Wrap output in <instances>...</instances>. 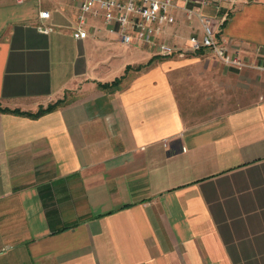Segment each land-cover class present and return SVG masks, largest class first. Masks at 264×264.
<instances>
[{
    "label": "crops",
    "instance_id": "obj_1",
    "mask_svg": "<svg viewBox=\"0 0 264 264\" xmlns=\"http://www.w3.org/2000/svg\"><path fill=\"white\" fill-rule=\"evenodd\" d=\"M41 2L0 0V264H264V69L190 50L182 20L160 39L185 54L93 13L76 37L79 3ZM214 3L264 67V1Z\"/></svg>",
    "mask_w": 264,
    "mask_h": 264
},
{
    "label": "built area",
    "instance_id": "obj_2",
    "mask_svg": "<svg viewBox=\"0 0 264 264\" xmlns=\"http://www.w3.org/2000/svg\"><path fill=\"white\" fill-rule=\"evenodd\" d=\"M79 3L80 12L78 14L77 26L74 36L85 37L88 31L84 28L86 15L93 13L102 15L106 27L113 33L120 36L122 42L131 44L134 40H139L151 47L161 56H168L175 52L185 54L184 50L165 39H160L165 26L175 21L173 9H181L194 13L203 26V34H191L189 38L190 50L196 51L201 48H210L215 55L227 64L245 65L243 58L237 52L218 41L216 38V24H222L226 16L215 19L199 9H195L188 3L178 5L176 0H75ZM205 3L208 0L204 1ZM50 16V10L40 11V17L45 19ZM39 30L49 32L53 29L52 25L40 23ZM100 29V28H98ZM234 53H237L234 55ZM260 68L264 69L263 66Z\"/></svg>",
    "mask_w": 264,
    "mask_h": 264
},
{
    "label": "rangeland",
    "instance_id": "obj_3",
    "mask_svg": "<svg viewBox=\"0 0 264 264\" xmlns=\"http://www.w3.org/2000/svg\"><path fill=\"white\" fill-rule=\"evenodd\" d=\"M176 1H178V3L180 2L182 4H187V3H184V1L186 2V0H176ZM201 1L202 0H189L188 3H190L191 6L192 5H196V6H194L195 9H199L201 12L206 13L205 9L204 10L203 9L201 10V7H200ZM237 1L238 0H208V2H210V3L211 2H215L214 5L215 4H218L219 5L221 3L224 4L225 2H231V3L233 2V3H236ZM261 1H264V0H261ZM59 2H62L64 5H66V4H68L70 2V0H60ZM59 2H58V4H56L55 3V0H42L41 3H42V5L48 6L50 8H54L53 5L56 6V7H61V8L64 7V6H59V4H60ZM176 9H175L176 11L174 12L175 15H176V21L173 22V24H176L178 20L179 21L182 20V25H183V27H185L183 29V31H182V33L184 35H186V36L189 37L192 33L193 34L195 33L199 37H201L202 34H203V29H202L201 26H198V24H200V23H198V22H200L199 19H198V17L194 13L186 14L185 13L186 11L183 10V9H181V8H176ZM60 12H61V10H60ZM60 12H57V14H61L62 13V12L61 13ZM58 19H59V21H61V20L64 19V17H59ZM196 20H198V22H195ZM112 49L118 50L119 49V46H116V47H114ZM233 51L234 52H237V53L239 52V51H236V50H233ZM237 53H234V55L237 54ZM187 54H189V52ZM238 55H239V53H238ZM243 60H244V62H246L245 65H242L243 68H257L256 66L260 67V64H258V65L257 64H252V62H250V60H248V58H246V57Z\"/></svg>",
    "mask_w": 264,
    "mask_h": 264
},
{
    "label": "trees",
    "instance_id": "obj_4",
    "mask_svg": "<svg viewBox=\"0 0 264 264\" xmlns=\"http://www.w3.org/2000/svg\"><path fill=\"white\" fill-rule=\"evenodd\" d=\"M103 85H104V84H103ZM62 101H63V99H58V100L55 101V102L49 103V104H48L47 106H45V107H40L37 111H23V112L28 113V114H30V115H34V116H36V115H39V114H41V113H44V112H46V111L52 109L54 106L60 104ZM0 109H3V107H2L1 105H0ZM15 111H20V110H18V108H15Z\"/></svg>",
    "mask_w": 264,
    "mask_h": 264
}]
</instances>
